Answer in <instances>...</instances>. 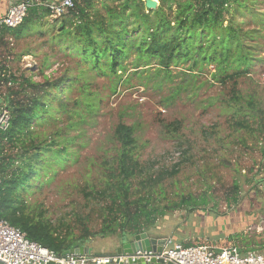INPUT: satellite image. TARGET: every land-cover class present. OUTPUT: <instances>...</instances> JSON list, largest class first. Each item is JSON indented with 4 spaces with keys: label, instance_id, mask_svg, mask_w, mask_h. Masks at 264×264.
<instances>
[{
    "label": "trees",
    "instance_id": "obj_1",
    "mask_svg": "<svg viewBox=\"0 0 264 264\" xmlns=\"http://www.w3.org/2000/svg\"><path fill=\"white\" fill-rule=\"evenodd\" d=\"M25 1L31 6L23 21L14 28L1 26L0 40L43 34L42 28L47 24L58 27L53 39L98 74L115 77L112 85L115 91L120 82L130 79L124 78V74L128 67L126 61L132 55L131 64L135 68L132 72L146 83L153 76L172 78L173 67L180 63L189 64L188 70L192 73L204 64H213L214 78L225 85L232 82L236 103L242 99L237 89L238 79L251 72L254 61L253 48L246 41L256 34L244 31L237 24L236 16L245 14L257 0H159L156 9H147L145 0H121L118 4L101 0L103 10L97 6L98 0H73L74 6L53 22L47 18L54 13L53 9L45 2L58 0ZM154 61L157 66H153ZM43 77L44 82L35 81L32 75H16L8 65L0 64V86L10 82L18 84L17 90L0 95V110L6 106L11 112L8 128L0 129L1 219L20 228L29 239L62 254L98 236L124 238L149 231L155 227L158 217L178 209L190 212L207 207L205 196L200 199L182 196L179 201L168 198L162 182L178 173V165L157 176L146 175L137 152L136 126L123 121L114 132L119 145L115 156L89 191H84L86 199L101 204L99 230L93 231L89 220L82 215L75 214L73 219L66 214L54 218L45 202L30 201L29 194L42 173H49L57 160L65 161L70 156L69 144L75 137L66 135L77 126L71 119L73 114L79 117V122L85 121L86 113L90 115L98 107V97L89 92L87 82L78 88L82 94L74 98L72 106L69 100H62L66 90L74 89L80 81L79 76L51 79L44 74ZM179 91V86L174 88L170 98L176 97ZM247 104L254 110V97ZM58 114H66L68 123L54 132L57 138H42L36 127L58 119ZM260 129L264 132V124ZM233 190L236 202L238 183ZM158 193L166 204L161 206L154 198Z\"/></svg>",
    "mask_w": 264,
    "mask_h": 264
},
{
    "label": "rangeland",
    "instance_id": "obj_2",
    "mask_svg": "<svg viewBox=\"0 0 264 264\" xmlns=\"http://www.w3.org/2000/svg\"><path fill=\"white\" fill-rule=\"evenodd\" d=\"M105 2L118 4L121 0ZM97 6L102 9L101 0ZM58 16L52 14L47 17L48 22ZM236 22L244 31L256 34L246 41L253 48L254 61L251 72L239 76L237 89L242 95L239 104L233 97L232 82L225 85L214 78L213 64H204L192 73L188 70L189 64L180 63L173 67L169 79L152 77L151 71L152 80L146 83L140 75L133 74L132 55L126 61L128 67L124 74V78L130 79L120 82L115 91L112 89L115 77L98 74L53 39L58 27L47 24L42 28L43 34L0 40V64L8 65L16 75H32L39 82L45 81L44 74L51 79L79 76L74 89L66 90L62 96V100H69L70 106L74 98L81 96L78 88L85 82L89 92L98 97V107L90 115L81 105L86 113L85 121L79 122V117L73 114L71 119L77 126L66 135L75 137L69 144L70 156L65 161L57 160L49 173H42L29 200L45 202L54 218L66 214L73 219L75 214L82 215L89 220L93 231L99 230L101 204L86 199L84 191H89L115 156L119 145L114 132L123 121L136 126L137 152L146 175L157 176L178 165V173L162 182L170 200L205 196L208 199L205 208L209 210L225 212L232 208V212L223 214L226 218L240 219V223L244 216L253 219L260 211L257 205L264 201V132L260 129L264 124V0H257L245 14L237 15ZM153 66H157L156 61ZM178 86L179 93L170 98L171 91ZM11 89L17 90L18 84H2L0 95ZM251 97L255 99L254 110L247 104ZM68 121L66 114H58V119L36 129L42 138L51 140L57 138L54 132ZM235 183L239 185L236 202L233 201ZM162 197L159 193L154 196L161 206L166 204ZM187 212L178 209L158 217L155 227L148 232L163 226L167 217L182 219ZM247 218V224L251 223ZM257 224L252 227V238L259 233L255 229ZM260 233L264 234V230ZM92 240L103 243L100 236ZM192 244L196 243L187 245Z\"/></svg>",
    "mask_w": 264,
    "mask_h": 264
},
{
    "label": "built area",
    "instance_id": "obj_3",
    "mask_svg": "<svg viewBox=\"0 0 264 264\" xmlns=\"http://www.w3.org/2000/svg\"><path fill=\"white\" fill-rule=\"evenodd\" d=\"M53 9L54 15H62L74 6L73 0H58L52 3L45 2ZM31 3L25 0L11 3L5 14L0 17V27H17L26 16ZM11 83V82H10ZM12 84V83H11ZM11 112L6 106L0 110V129H7L10 123ZM260 233L264 230V219L255 227ZM153 255L152 252L144 254ZM163 257L175 264H264V247L259 250L242 252L238 246L230 245L222 248L207 242H198L184 245L168 238L164 249L155 255ZM110 256L93 257L94 263H107ZM86 256L67 255L61 258L60 254L42 246L28 238L20 228L13 226L7 220L0 218V261L4 264H86Z\"/></svg>",
    "mask_w": 264,
    "mask_h": 264
},
{
    "label": "crops",
    "instance_id": "obj_4",
    "mask_svg": "<svg viewBox=\"0 0 264 264\" xmlns=\"http://www.w3.org/2000/svg\"><path fill=\"white\" fill-rule=\"evenodd\" d=\"M18 1L0 0V17L5 14L11 3ZM257 206L260 209L257 211V215L253 219L244 216L241 223L240 219L236 221L234 218H226L223 215L232 212V208L225 212L200 208L187 212L182 219L167 217L163 226H159V229L153 230L149 234L152 237H172L173 240L184 245L190 242H207L218 248L230 245L238 246L242 252L259 250L264 247V234H255L252 238L251 231H253V225L259 224L258 220L264 217V201L262 200ZM246 218L251 223L247 224ZM102 240L101 244L92 240L85 245L92 247L95 252L111 254L121 244L120 235L102 237Z\"/></svg>",
    "mask_w": 264,
    "mask_h": 264
},
{
    "label": "water",
    "instance_id": "obj_5",
    "mask_svg": "<svg viewBox=\"0 0 264 264\" xmlns=\"http://www.w3.org/2000/svg\"><path fill=\"white\" fill-rule=\"evenodd\" d=\"M147 9H156L159 5L158 0H145ZM168 238L172 237H152L148 231H143L135 234H129L124 238L121 237V244L111 254L93 251L92 247L81 245L68 249L60 254L61 258L67 255L86 256V264H98L92 262L93 257L110 256V261L101 264H175L163 257H156L155 255L161 252ZM152 252L153 255L145 257L144 254ZM0 264H4L0 261ZM49 264H58L50 262Z\"/></svg>",
    "mask_w": 264,
    "mask_h": 264
}]
</instances>
